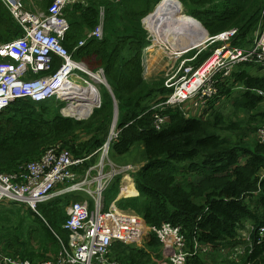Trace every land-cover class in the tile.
<instances>
[{
    "label": "trees",
    "instance_id": "trees-1",
    "mask_svg": "<svg viewBox=\"0 0 264 264\" xmlns=\"http://www.w3.org/2000/svg\"><path fill=\"white\" fill-rule=\"evenodd\" d=\"M51 1L43 2L44 10ZM161 1L83 0L66 7L69 30L63 45L74 60L85 63L91 71H104L115 99L109 94L85 121L63 116L65 103L56 98L17 100L0 112V173L17 172L21 165L39 160L57 144L74 158L91 156L107 143L116 101L118 135L111 143L109 158L121 168L140 165L131 172L139 196L122 199L117 205L140 216L150 229L165 223L180 226L189 247L197 242L210 247L207 254L190 257L188 264H264V238L260 237L264 225V143L249 135L264 127V74L254 62H244L235 66L231 77L222 80L216 76L219 92L206 101L205 107L191 112L159 107L174 89L165 85L164 78L152 82L144 79L143 54L150 42L143 20ZM164 1L172 3L179 13L180 3L186 5L187 13L179 16L198 20L211 37L237 28L233 45L241 49L251 48L258 29L264 27V0ZM102 11L104 36L89 38L101 22ZM23 34L0 2V44ZM82 41L85 43L80 46ZM213 49L199 55L192 51L189 58H195L191 65L201 66ZM60 65L56 58L53 73ZM233 95L238 110L249 114L251 124L256 123L251 131L240 121H226L219 112L217 103L229 101ZM157 116L166 118L160 129L155 124ZM100 158L98 153L73 170L83 176ZM122 178L116 176L104 191L106 210L120 193ZM130 189L128 184L125 195ZM136 189L133 184L131 196L137 194ZM86 195L72 192L55 196L39 204L38 212L31 211L26 219L21 217V209L0 204V245L4 252L33 264L56 255L60 249L56 236L65 242L69 239L64 229L67 207ZM86 197L94 208V200ZM32 218L38 221V228L26 226ZM249 223L252 230L243 237ZM14 224L17 235L13 238L10 226ZM25 227L30 230L26 239L19 235ZM241 245H245V254L239 263L221 253ZM164 254L159 239L151 233L142 248L115 243L110 259L120 264H157Z\"/></svg>",
    "mask_w": 264,
    "mask_h": 264
},
{
    "label": "built area",
    "instance_id": "built-area-1",
    "mask_svg": "<svg viewBox=\"0 0 264 264\" xmlns=\"http://www.w3.org/2000/svg\"><path fill=\"white\" fill-rule=\"evenodd\" d=\"M1 1L24 34L0 44V112L20 99L43 102L56 98L66 104L61 110L63 116L78 121L88 120L95 109L102 105L100 90L94 83L106 86L104 71L93 72L85 63L74 60L62 43L69 30L64 10L83 0H52L46 10L34 12L26 9L22 0ZM103 19L102 11L101 22L89 34V38H103ZM237 35L238 29L233 28L208 38L206 43L217 46L199 67L189 63L192 59L180 60L177 67L175 64L172 76L165 83L174 91L159 107L180 108L186 112L189 102H193L196 108L203 106L219 92V79L216 76L225 80L231 77L236 65L244 62H254L264 74V27L258 29L253 46L249 49L233 45ZM84 43L82 41L79 45ZM56 58L61 60V65L53 73ZM77 72L88 78H82ZM71 77L81 80L85 88L98 91V102L89 114L83 113L82 117H78L77 113L88 107L90 96L79 92L78 86L71 82ZM259 93L263 95V92ZM165 122L166 118L157 116L156 128L160 129ZM117 135L115 129L102 149L86 159L74 158L69 151L57 144L48 149L39 160L21 165L17 172L0 173V204L26 205L37 213L39 204L62 194L83 192L94 200V208H90L88 202H72L67 207L64 229L69 232L68 241L56 236L60 243L59 251L38 264H120L110 259L113 245L121 242L142 248L151 233L159 239L168 264H188L190 257L209 252L210 247L199 242L189 247L180 226L165 223L150 229L133 212L121 211L115 204L108 210L105 209L103 193L111 181L118 175H123L125 180L128 174L136 170L127 166L118 171L110 161V146ZM258 139L264 143V127L259 129ZM98 153L101 157L99 163L92 166L85 175L80 176L73 170ZM106 162L111 167L109 172L106 171ZM128 177L132 180L131 176ZM67 183L69 184L63 190H57L60 185ZM260 237L264 238V225L260 228ZM234 252L231 259L237 260L239 255L245 254V247L236 248ZM0 264L33 263L0 253Z\"/></svg>",
    "mask_w": 264,
    "mask_h": 264
},
{
    "label": "rangeland",
    "instance_id": "rangeland-1",
    "mask_svg": "<svg viewBox=\"0 0 264 264\" xmlns=\"http://www.w3.org/2000/svg\"><path fill=\"white\" fill-rule=\"evenodd\" d=\"M28 1L33 7L39 8V10H44V7H43L44 0H25L24 2H28ZM163 1L164 0H162V2ZM262 3H263L262 7H263V10H264V1H262ZM181 9H182V13L177 12V14H176L177 16L187 13L186 12V5L183 6L182 3H181ZM155 10H156V8L148 16H150L153 13H155ZM145 26H146V23H145ZM147 31L149 32L148 33L149 34L148 35L149 36L148 40L150 42V45L151 46L155 45V47H154L155 48V52L148 53L147 51H145V54H144L145 76L148 79V82L159 80L161 78H164L165 81H166L170 76H172L174 68H175L174 65L176 64V67H177L178 64L180 63V60L192 59V61L189 62L191 64L193 62L194 58H195V56L193 58H189V55L191 54L192 51L196 52L197 55H199V53H201V52H203L205 50L208 51L210 49L212 50V48H215V45L210 44L209 42L208 43L205 42L206 44H204L203 46L198 47V48H193L192 50H187L186 52H183L180 55L179 54H173V51L171 49H166L165 46H161L162 44H159L160 42H156L155 35L148 29V27H147ZM206 35L208 36V38L211 37L209 34H206ZM208 38L206 37V39H208ZM212 45L214 47H212ZM77 74L80 75L82 78H88L83 73L77 72ZM71 78H72V80H74V77H71ZM74 81H76L79 84L83 83L79 79H76ZM94 84L96 86H98V87L102 86V85H98L96 83H94ZM107 91L108 90L105 89L104 87L101 88L103 99L105 97H108V95L110 94L109 92L107 93ZM206 104H204L203 107H205ZM262 106L264 107V104ZM56 107H59V106H56ZM65 107L66 106L64 104V106L61 107V109L65 108ZM187 108H188L187 111L191 112V111H194V108H196V107H194V103L193 102H189L187 104ZM217 108L220 109L219 112H221L224 115L226 121H230V120H232V121H240V122L243 123V126L248 128L250 131L256 126V123H252V124L250 123V116H249L248 113H245L243 111H239L238 110V106L235 103L234 95L232 96V98L229 101L223 100L222 102H218L217 103ZM190 115H193V114H190ZM253 132L254 133L252 135L251 134H249V135L253 138L254 141H259L258 140V131H253ZM110 161L113 163L114 166L117 167L118 171L121 170V167L117 166V164L113 161L112 157H111ZM106 166H107L106 168H108V169H106V171L107 172L111 171V167L109 165V162H106ZM139 166L140 165H137L134 169L139 168ZM94 176H96V175H94ZM128 176H131V175L128 174ZM128 184H131V186L133 187V182L130 183V180L128 178H126L124 180V186H120V188H121L120 192L122 191L123 195H125L124 192L127 189ZM86 196H84L85 199L82 200V201L78 200V201H72V202H89V199ZM132 197H134V196H129L128 198H132ZM128 198H124V199H128ZM105 204H106V202H105ZM113 204H115V203H112V202L110 203V205H113ZM115 206L119 210L125 211V210L121 209L118 205L115 204ZM19 208L21 209V212H22L21 213L22 214L21 217L23 219H26V218L30 217V213L32 211L31 209L27 208L25 205L24 206L20 205ZM13 219L14 220L17 219L16 216H14ZM27 223L32 224V226H34V228H38L39 227L38 226V221L34 222L33 218L31 219V221H29ZM11 228H12V226H11ZM250 230H252V223H249L247 225L246 231H244L242 233L243 237H247L249 235ZM241 247L244 248V246H242V245H241ZM221 253L224 256H228V259L230 260L231 256L228 254V250H224ZM233 253H235V252H233ZM240 256H242V255H239L238 258ZM234 260H236V259H234ZM157 264H168V259L167 258H161L160 261Z\"/></svg>",
    "mask_w": 264,
    "mask_h": 264
},
{
    "label": "bare ground",
    "instance_id": "bare-ground-1",
    "mask_svg": "<svg viewBox=\"0 0 264 264\" xmlns=\"http://www.w3.org/2000/svg\"><path fill=\"white\" fill-rule=\"evenodd\" d=\"M177 12V7L172 3L170 4V2L164 1L158 6L155 13L151 14V16L145 20V23L148 29L155 35L156 42H160L159 44L165 46L166 49H171L173 54L180 55L187 50L203 46L208 36L206 35L207 33L204 27L197 22L196 19L190 16H177ZM154 47L155 45H150L147 52H155ZM70 80L78 86L80 89L79 92H85L90 96L88 107L82 108L81 111L77 113V116L82 117L83 113L89 114L93 106L98 102V91L94 88H85L83 83L79 84L74 81L76 80L75 78L74 80H72V78ZM128 179L130 183L133 182L130 178Z\"/></svg>",
    "mask_w": 264,
    "mask_h": 264
},
{
    "label": "crops",
    "instance_id": "crops-1",
    "mask_svg": "<svg viewBox=\"0 0 264 264\" xmlns=\"http://www.w3.org/2000/svg\"><path fill=\"white\" fill-rule=\"evenodd\" d=\"M23 1V3H24V5H25V7H26V9H28L29 11H32V12H34L35 10H39V8H36V7H33L30 3H29V1L28 2H24L25 0H22ZM45 1V0H44ZM0 2L3 4V2L0 0ZM161 3V2H160ZM160 3L157 5V6H159L160 5ZM156 6V7H157ZM6 7V6H5ZM9 11V10H8ZM147 18V17H146ZM145 20V19H144ZM143 25L145 26V23H143ZM145 28H146V30H147V27L145 26ZM149 33V32H148ZM147 49H148V47L144 50V54H145V51H147ZM249 49V48H248ZM144 54H143V64H144V68H145V60H144ZM100 70H102V69H100ZM144 79L146 80V81H148V79L146 78V76H145V74H144ZM105 81H107L106 80V78H105ZM108 82H106V84H107ZM109 85V84H108ZM98 87V86H97ZM102 87H104V88H106L107 90H108V92L110 93V89H108L109 87H107V86H104V85H102L101 87H98L99 88V90H100V94H101V101L103 100V97H102V92H101V88ZM112 90V89H111ZM111 95V94H110ZM94 113V112H93ZM131 175V174H130ZM263 175H264V173H263ZM131 177H132V175H131ZM128 178H130V177H128ZM132 181H133V184H134V186H135V189H136V185H135V183H134V179L132 178ZM121 186H124V178H122V181H121ZM92 188H94V186L92 187ZM120 190H121V188H120ZM136 191H137V189H136ZM132 192H133V187L131 186V189H130V193L127 195V196H131L132 195ZM76 193H78V192H76ZM83 193V192H82ZM126 195H123L122 194V191L118 194V196H117V198L112 202V203H115L116 205L118 204V202L119 201H121L122 199H124V198H126L125 197ZM139 196V193H138V191H137V194L134 196V197H138ZM4 206H6V207H8V208H16V209H20L19 207H20V204H13V203H11V204H4ZM21 206H24V205H21ZM26 206V205H25ZM27 207V206H26ZM28 208V207H27ZM30 209V208H29ZM125 211H129V210H125ZM131 212V211H130ZM22 213V212H21ZM20 213V215H22ZM11 220L13 221V219L11 218ZM30 225V223H27V225L26 226H29ZM11 227V226H10ZM17 228V224H14L13 226H12V229H11V233H10V236L11 237H16V235H17V233L15 232V229ZM19 235L20 236H23V237H25V239L26 238H29L30 237V230L29 229H27V227H25V228H23V230L21 231V233H19ZM242 246H244L245 247V245H242ZM3 246L2 245H0V253H2V254H4L5 256H11V255H9V253H5L4 252V250H3V248H2ZM236 248H242L241 246H239V247H236ZM235 248V249H236ZM235 249H233V250H231V249H228L229 251H228V254L231 256V254L234 252V250ZM48 256H50V255H48ZM12 257H15V259H20V260H28V261H30L29 259H23V258H21L19 255H16V256H12ZM230 260H232L231 258H230ZM240 260H241V258L239 257V258H237V260H232V261H234L235 263H239L240 262ZM210 262V261H209Z\"/></svg>",
    "mask_w": 264,
    "mask_h": 264
},
{
    "label": "water",
    "instance_id": "water-1",
    "mask_svg": "<svg viewBox=\"0 0 264 264\" xmlns=\"http://www.w3.org/2000/svg\"><path fill=\"white\" fill-rule=\"evenodd\" d=\"M178 1V0H177ZM180 2V1H178ZM162 3V2H161ZM181 4V3H180ZM158 8V6L156 7V9ZM151 16V15H150ZM150 16H147V18H149ZM145 18V20L147 19ZM145 20H143V23H145ZM197 22H199L198 20H196ZM201 24V22H199ZM202 25V24H201ZM203 26V25H202ZM204 27V26H203ZM205 29V28H204ZM206 33L208 34V31L205 29ZM107 82V81H106ZM107 87H109L108 83L106 84ZM109 91L111 96L114 98L113 92L111 90V88L109 87ZM115 99V98H114ZM118 116H119V107H118V103L115 101L114 103V120H113V124H112V129H111V133L116 129L117 126V122H118Z\"/></svg>",
    "mask_w": 264,
    "mask_h": 264
},
{
    "label": "clouds",
    "instance_id": "clouds-1",
    "mask_svg": "<svg viewBox=\"0 0 264 264\" xmlns=\"http://www.w3.org/2000/svg\"><path fill=\"white\" fill-rule=\"evenodd\" d=\"M161 2H162V1H161ZM160 4H161V3H160ZM260 25H261V24H260ZM260 25H259V26H260ZM60 102H61V101H60ZM63 103H65V102H63ZM61 110H62V109H61ZM105 206H106V204H105ZM127 212H128V211H127ZM117 243H118V242H117Z\"/></svg>",
    "mask_w": 264,
    "mask_h": 264
}]
</instances>
